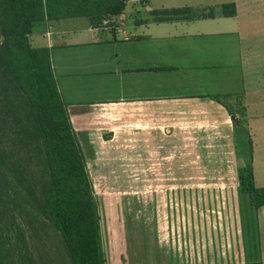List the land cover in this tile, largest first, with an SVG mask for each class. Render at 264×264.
I'll return each instance as SVG.
<instances>
[{
    "label": "crops",
    "instance_id": "obj_1",
    "mask_svg": "<svg viewBox=\"0 0 264 264\" xmlns=\"http://www.w3.org/2000/svg\"><path fill=\"white\" fill-rule=\"evenodd\" d=\"M228 4H234V15L223 12ZM188 7L205 16L158 20L153 14ZM30 41L52 48L54 71L77 133L93 129L97 114L112 108L122 114L199 111L211 114L215 141L233 146L231 158L238 160L236 128L257 137L264 125V0H127L124 11L100 27L87 17L46 21L35 26ZM253 160L255 185L264 187V180L257 184ZM234 182L238 200V176ZM172 187L163 216L151 222L137 215L125 218L124 225L134 221L140 228L102 236L105 264L264 262L263 251L258 259L246 247L239 201L234 206L240 220L233 219L231 227V220L202 216L217 208L203 188L198 197L197 188ZM227 203L225 210L231 207ZM147 224L156 232L144 231Z\"/></svg>",
    "mask_w": 264,
    "mask_h": 264
},
{
    "label": "trees",
    "instance_id": "obj_2",
    "mask_svg": "<svg viewBox=\"0 0 264 264\" xmlns=\"http://www.w3.org/2000/svg\"><path fill=\"white\" fill-rule=\"evenodd\" d=\"M126 3L0 0V264L54 262L57 245H50L47 255L41 250L53 233L68 264L106 262L99 200L54 71L52 49L32 45L30 35L37 24L63 18L87 17L100 27L121 14ZM223 12L234 15V4L224 5ZM153 14L158 20L205 16L189 7ZM233 122L240 125L235 118ZM240 129L246 132L238 127L236 134ZM235 148L244 237L243 212L254 214L264 206V187L255 185L250 160L239 155L236 143Z\"/></svg>",
    "mask_w": 264,
    "mask_h": 264
},
{
    "label": "rangeland",
    "instance_id": "obj_3",
    "mask_svg": "<svg viewBox=\"0 0 264 264\" xmlns=\"http://www.w3.org/2000/svg\"><path fill=\"white\" fill-rule=\"evenodd\" d=\"M104 114H97L95 120L98 123L90 125L93 129L78 131L97 185L102 236L108 239V235L125 233L128 226L140 228V225L129 220L127 223L130 225H124L125 218L137 215L151 222L153 218L163 216L164 198L170 196L172 186L197 188L195 195L198 197L202 195L200 188H203L205 198L208 195L210 201L217 203V208L211 207L202 216L231 220V227L233 219L238 223L234 181L237 178L235 166L239 161L231 158L235 155L233 146L215 141L216 128L208 129L212 123L211 114H206L209 120L204 113L185 109L175 113L122 114L112 108ZM111 128L116 129L113 131ZM248 133H251L250 137ZM263 140L264 125L257 137L251 131L241 129L235 137L239 155L246 162L250 160L251 165L252 158H255V177L259 186L263 185L264 180ZM224 201L231 207L225 210ZM243 215L246 247L253 257L258 258L260 252H264V207L254 214L246 210ZM143 228L144 231L156 232L153 224L144 225ZM54 236L53 233L48 241L41 243L45 255L50 245H57L58 248L52 254L54 262L47 259L46 264H65L67 258L62 244Z\"/></svg>",
    "mask_w": 264,
    "mask_h": 264
}]
</instances>
